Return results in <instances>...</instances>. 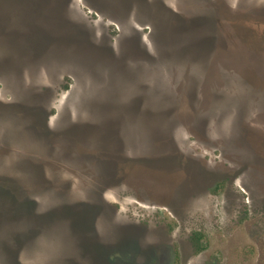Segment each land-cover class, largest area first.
<instances>
[{
    "label": "rangeland",
    "instance_id": "374dc122",
    "mask_svg": "<svg viewBox=\"0 0 264 264\" xmlns=\"http://www.w3.org/2000/svg\"><path fill=\"white\" fill-rule=\"evenodd\" d=\"M0 264H264V0H0Z\"/></svg>",
    "mask_w": 264,
    "mask_h": 264
}]
</instances>
